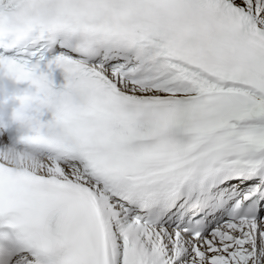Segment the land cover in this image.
Masks as SVG:
<instances>
[{"label":"snow or ice","instance_id":"obj_1","mask_svg":"<svg viewBox=\"0 0 264 264\" xmlns=\"http://www.w3.org/2000/svg\"><path fill=\"white\" fill-rule=\"evenodd\" d=\"M5 65L84 103L0 159V264H264V0H0Z\"/></svg>","mask_w":264,"mask_h":264},{"label":"clouds","instance_id":"obj_2","mask_svg":"<svg viewBox=\"0 0 264 264\" xmlns=\"http://www.w3.org/2000/svg\"><path fill=\"white\" fill-rule=\"evenodd\" d=\"M65 80L59 100L53 101L38 82L21 80L6 65L0 66V128L15 127L16 131L15 140L0 147V159L11 158L18 166L31 167L41 159L42 148L70 147L66 137L56 135L57 129L67 128L56 104L80 106L84 98L70 87L67 75ZM25 83L28 88L22 89L20 85ZM46 115H50L47 120Z\"/></svg>","mask_w":264,"mask_h":264},{"label":"bare ground","instance_id":"obj_3","mask_svg":"<svg viewBox=\"0 0 264 264\" xmlns=\"http://www.w3.org/2000/svg\"><path fill=\"white\" fill-rule=\"evenodd\" d=\"M3 144H6V145H8V143L5 141Z\"/></svg>","mask_w":264,"mask_h":264}]
</instances>
